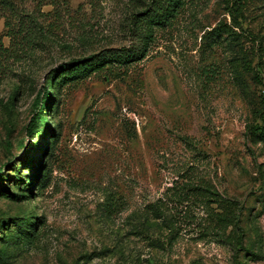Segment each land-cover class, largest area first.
<instances>
[{
  "label": "rangeland",
  "instance_id": "rangeland-1",
  "mask_svg": "<svg viewBox=\"0 0 264 264\" xmlns=\"http://www.w3.org/2000/svg\"><path fill=\"white\" fill-rule=\"evenodd\" d=\"M158 1L0 0V264H264V0Z\"/></svg>",
  "mask_w": 264,
  "mask_h": 264
},
{
  "label": "trees",
  "instance_id": "trees-1",
  "mask_svg": "<svg viewBox=\"0 0 264 264\" xmlns=\"http://www.w3.org/2000/svg\"><path fill=\"white\" fill-rule=\"evenodd\" d=\"M178 0H165V3L158 1L157 5L151 10L149 13V19L152 24H163L171 18L172 14L175 12L176 4ZM141 46L134 47L130 50L122 49L120 51H115L114 53H110L109 56H92L88 60L76 61L73 62L65 68L63 74L69 75H77V76H85L90 72L96 70L97 68L102 67L104 64L108 62L118 63L121 65H128L133 62H137L142 60L146 55L147 44L146 38L141 40ZM47 94V93H46ZM33 124V123H32ZM32 124L27 127V130L31 131ZM252 135L260 140H264V128L257 127L251 131ZM222 212L226 213V215H215L217 218L218 226H231L233 229H238L239 215L235 212V205L233 203L225 204L222 201ZM209 213V212H208ZM161 216V215H159ZM213 216V213L210 215ZM151 217V216H150ZM149 215L146 216V222L150 220ZM153 220H156L160 217H153Z\"/></svg>",
  "mask_w": 264,
  "mask_h": 264
}]
</instances>
